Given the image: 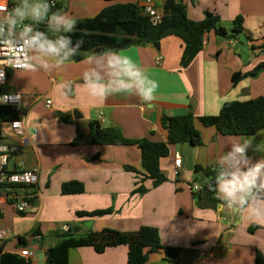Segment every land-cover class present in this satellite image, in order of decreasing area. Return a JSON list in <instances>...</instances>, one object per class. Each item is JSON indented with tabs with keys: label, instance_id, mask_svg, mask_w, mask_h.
Instances as JSON below:
<instances>
[{
	"label": "crops",
	"instance_id": "0c3cea01",
	"mask_svg": "<svg viewBox=\"0 0 264 264\" xmlns=\"http://www.w3.org/2000/svg\"><path fill=\"white\" fill-rule=\"evenodd\" d=\"M73 1L69 0L67 9L55 0L58 10L68 15L73 12L71 17L76 20L95 18L105 8L124 3L76 0L78 9L72 11ZM179 2L185 4L187 17L193 22H202L206 13H212L230 33L233 22L241 17L244 31L234 40L211 32L202 51L186 68L181 67L185 45L172 35L164 38L159 47L142 45L120 50L157 84L155 99L150 104L127 94L112 95L103 103L90 97L82 79L89 67L83 62L88 53H82L81 61L69 59L50 72H10L6 90L23 97L27 127L25 143L10 167L36 169L39 181L35 188L37 198L28 213L17 214L11 206L0 210V229L9 232L0 243L1 255L40 264L34 252L49 251L64 240L65 226L70 232L74 229L75 238L104 229L131 235L142 227H151L159 231L163 246L183 250L181 261L197 251L200 258L189 264H256L257 252L264 259V226L251 222L246 212L240 216L221 210L215 191L211 197L203 194L200 200L194 191L199 182L207 184V190L211 191V179L197 173L196 167L213 170L231 143L250 138L247 155L253 163L264 159V130L251 136L225 137L215 128L197 123L202 145L171 146L168 158L161 161L168 181L157 188L152 181H145L148 192L144 195L133 194L143 178L138 174L142 172L138 147L90 143V128L95 122L104 128L119 129L130 141L164 143L167 141L162 123L165 117L189 113L196 118L217 116L227 103L264 99V68L249 75L264 64V0ZM155 3L162 10L163 0ZM14 4L18 3L14 0ZM39 29L47 30L45 25ZM159 57H162L160 62ZM238 74L243 77L236 82ZM66 81L72 85L68 94L60 87ZM47 100H51V107H47ZM178 155L184 164L179 178L174 175ZM69 182L82 183L85 192L63 196L62 186ZM109 209L112 213L104 217H77L78 212ZM253 227L256 229L251 233ZM23 250L32 253L30 259L21 256ZM128 251L124 245L109 248L103 254L91 247L73 248L69 251L68 264H127ZM150 264L181 263L167 261L164 252L159 251L150 256Z\"/></svg>",
	"mask_w": 264,
	"mask_h": 264
},
{
	"label": "trees",
	"instance_id": "16d2710c",
	"mask_svg": "<svg viewBox=\"0 0 264 264\" xmlns=\"http://www.w3.org/2000/svg\"><path fill=\"white\" fill-rule=\"evenodd\" d=\"M105 2L122 1L124 3L111 5L102 10L95 18L76 20V28L69 33L73 42L83 41L81 53L96 51L100 48L123 50L132 46L154 45L159 47L160 42L167 36L181 39L185 45L181 67L186 68L202 51L205 38L211 32L220 38L234 40L244 31L243 18L233 22V29L228 33L221 26L219 17L206 13L202 22H193L187 17L185 4L177 0H165L162 11L163 19L158 25H153L150 17L143 13L135 3L127 0H101ZM58 4L53 11L58 10ZM81 61L83 56L73 58ZM264 68L260 65L253 73ZM243 76L238 74L236 82ZM3 119H16V113L9 112ZM167 132V141L153 143L148 140L130 141L123 133L114 127L104 128L100 123H92L90 128V143L99 146H136L141 152L142 176L140 186L133 194L144 195L148 189L144 182L150 180L157 188L168 181L161 169V161L168 158L170 147L174 145L190 144L193 147L202 145L201 133L196 124L205 128H215L221 136H251L264 130V99L247 102H232L223 106L217 116L196 118L194 114L178 117H165L162 120ZM133 170V169H132ZM135 172V170H133ZM197 173H204L206 178L214 180V170H202L196 167ZM85 187L79 182H69L62 186V195H81ZM215 195V192L200 190L198 199L202 195ZM112 210L95 212H78L79 218H98L110 215ZM256 228H250L253 233ZM74 230V229H73ZM72 230V231H73ZM71 232L66 233L64 240L49 249V256L45 264H68L69 251L73 248L91 247L96 253L103 254L109 248L127 246V264H150V256L163 251L167 261L181 263L182 249L165 247L161 243L159 231L156 228L142 227L137 233L125 235L111 229L101 232L91 231L88 235L75 238ZM38 231L34 233L36 235ZM23 240V239H21ZM0 264H29L24 259L13 255H1ZM256 264H264L261 253L256 254Z\"/></svg>",
	"mask_w": 264,
	"mask_h": 264
},
{
	"label": "clouds",
	"instance_id": "9594fccd",
	"mask_svg": "<svg viewBox=\"0 0 264 264\" xmlns=\"http://www.w3.org/2000/svg\"><path fill=\"white\" fill-rule=\"evenodd\" d=\"M54 7L55 0H20L9 10L0 0V45L22 48L27 57L22 64L26 71L50 72L82 55L83 41L74 43L68 35L75 30L76 19L53 11ZM40 25L47 30H40ZM83 62L89 65L82 75L83 87L95 100L103 103L117 94L137 96L145 104L155 99V81L119 50L89 51ZM60 87L68 94L72 85L66 81ZM250 147V138L230 144L214 165L212 188L221 210L240 216L246 212L251 222L264 226V159L253 163L247 155Z\"/></svg>",
	"mask_w": 264,
	"mask_h": 264
},
{
	"label": "built area",
	"instance_id": "2783aa9c",
	"mask_svg": "<svg viewBox=\"0 0 264 264\" xmlns=\"http://www.w3.org/2000/svg\"><path fill=\"white\" fill-rule=\"evenodd\" d=\"M10 10L15 6L14 0H3ZM165 0H163L164 5ZM179 2V0H177ZM138 8L150 17L153 25L162 22L163 11L159 9L155 0H136ZM57 3L55 2V7ZM54 7V8H55ZM53 8V9H54ZM26 55L22 48H12L0 45V210L11 206L17 214L24 215L30 210L32 203L37 198L35 188L38 185V170H15L10 167L11 162L16 158L25 143L27 127L25 124L26 109L23 97L6 87L9 82L10 72L26 71L22 67ZM162 57L158 58L160 62ZM19 97V98H18ZM47 107L52 106L51 100L46 101ZM16 113V119H3V115L9 112ZM36 134L37 131L34 129ZM183 158L177 156L174 162V175L179 178L183 174ZM200 186L194 187L195 192H200ZM64 232H70L68 226L63 228ZM9 236V232L0 229V243ZM21 256L30 259L32 253L23 250Z\"/></svg>",
	"mask_w": 264,
	"mask_h": 264
},
{
	"label": "water",
	"instance_id": "95a60500",
	"mask_svg": "<svg viewBox=\"0 0 264 264\" xmlns=\"http://www.w3.org/2000/svg\"><path fill=\"white\" fill-rule=\"evenodd\" d=\"M104 49L103 48H100L98 50H96L95 52H101L103 51ZM199 185L202 187V190H207V187L208 185L203 183V182H199ZM212 185H213V181L209 183V189L213 191V188H212ZM88 226H91V223L88 224ZM34 255L35 256H38V258L40 259V264H44L46 259L48 258L49 256V251L48 250H38V251H35L34 252ZM200 258V255L197 251H194V252H191L189 255H187L182 261H181V264H189L191 262H194L196 260H198Z\"/></svg>",
	"mask_w": 264,
	"mask_h": 264
},
{
	"label": "rangeland",
	"instance_id": "374dc122",
	"mask_svg": "<svg viewBox=\"0 0 264 264\" xmlns=\"http://www.w3.org/2000/svg\"><path fill=\"white\" fill-rule=\"evenodd\" d=\"M17 3H19L20 2V0H15ZM59 2H60V4L63 6V7H65V8H67L68 9V6H69V0H58ZM74 3H73V8H72V11H74L75 9H78L77 7H76V5H78V2L75 0V1H73ZM129 2H130V0H129ZM93 3H96V4H104V2H102V1H93ZM73 12H71L70 11V13H69V16H71V15H73L72 14Z\"/></svg>",
	"mask_w": 264,
	"mask_h": 264
}]
</instances>
